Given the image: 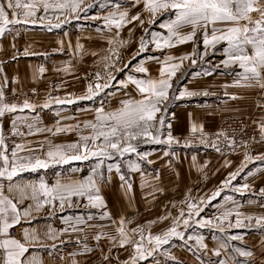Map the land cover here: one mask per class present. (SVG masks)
<instances>
[{
	"label": "crops",
	"instance_id": "1",
	"mask_svg": "<svg viewBox=\"0 0 264 264\" xmlns=\"http://www.w3.org/2000/svg\"><path fill=\"white\" fill-rule=\"evenodd\" d=\"M128 18L130 20L129 15ZM218 27L223 26L218 25ZM182 30L184 33L190 32L191 26L185 25ZM210 32L211 29H209V34ZM198 34L203 39L202 33L198 32ZM12 36L7 35L0 42V47L3 48L0 58L8 59L0 66L2 69L0 71V87L7 86L14 90L31 91L34 94L31 103L37 107L34 110L18 111L0 117V133L4 135L9 155L16 144H24L26 149L31 148L34 151L31 153L21 151L19 155H30L33 160L39 157L48 163V167L19 172L12 181L0 179L6 183L5 195L15 198L18 196L17 192L9 193L7 191V186L10 183L24 186L39 184L42 180L47 185L54 186L57 182L68 183L83 180L91 176L93 169L100 163L99 158L96 160L94 157L88 160L71 161L68 164L55 163L47 157L46 153L50 148L62 144L63 141L68 145L72 142H79L80 135L89 130L84 127V123L86 121L95 122L94 97L92 99L76 98L85 95L88 91L87 77L82 74L84 69L91 62L92 73L95 63L98 66L101 61L93 58L94 54L90 55V61L80 59L79 49H77L79 39L69 35L62 37L51 35L45 40L31 42L30 46L24 40ZM48 46L52 50L63 47L71 48V52H75L69 59L56 58L53 55L45 58L38 57L37 54ZM176 46L179 45L173 47L175 49L170 56L179 58L191 51L187 55L188 59L182 62L177 59L183 70L185 67H193L198 63L199 68L185 75L175 92V96H179L181 91L187 89L198 93V95L180 98L183 101H178L169 111L168 124L171 125V128L167 127V130L172 132L173 137L177 134L185 139L187 134L192 132V125L196 124L197 127L202 126L207 139L208 133L218 129L228 116H250L254 122L252 127L255 130L261 123H264V89L258 85L235 86L234 82L240 79L237 73L243 70L238 65L225 67L222 63L227 59L224 52L227 47L225 41L216 44L214 48L209 46L207 49L201 42L197 52H193L196 46H190V42L180 49ZM88 47L94 50L95 45L91 44ZM25 49L34 52L35 57L12 58L16 54V50ZM150 51L153 52L152 49ZM193 60L196 61L195 64L192 63ZM164 61L153 58L141 59L134 67L136 69L142 65L148 70L146 73L142 74L137 71L135 75L125 73L123 81L129 85L130 89L134 87V93L138 96L136 100L141 98V94L136 86L128 82L129 76L144 80L158 79L160 78V68L165 64ZM104 63L106 61H102V64ZM208 63H211L209 65L215 69L207 70ZM41 67L45 69L42 74L39 72ZM217 68L220 69L217 70ZM179 73L181 74V72ZM244 83L246 82L241 81V84ZM171 91L172 88L169 90V100L172 99ZM205 92L209 95H204ZM57 97L60 99L70 98L74 102L71 104L50 102L47 108L40 106L46 100ZM162 113L164 114L165 111ZM16 117L25 118L18 120L16 125L23 135H13V120ZM29 123L34 124L33 134H29L27 127ZM57 127L70 128V130L56 133ZM36 129H40V131H36ZM197 133L201 138L200 133ZM198 142L199 145H202L201 140ZM199 149L193 155L176 152L171 156L162 153L154 154L145 160H140V158L124 159L138 162L141 165L140 172H131L126 167L125 172H122L120 164L125 165V163L117 159L112 162L120 166V173L116 172L115 167L111 172H108L104 159L99 171L108 178L106 182L100 184L105 207L102 209L92 208L86 206V200L74 197L73 200L77 201L79 206H65L64 209H61L59 202H54L55 206L46 205L39 213L34 212V219L31 223L22 222L14 227L18 232L17 239H23L24 229L30 231L34 229L38 237V243L29 248L26 258L37 257L40 264H106V226L119 227L121 219H124V226L142 228L145 237L149 234L161 235L172 226L173 218L179 215L180 210L176 207L181 206L187 214L186 203L183 202L188 200L195 202L196 198L198 199L197 204L204 210L200 217H194V219H214L225 209L238 210L243 216L264 215V191H262L264 190V160L256 159L264 154V141L253 147L251 151L238 146L236 150L227 155L219 153L216 149H207L205 146H199ZM246 152L253 158L251 162L244 161ZM242 162L247 163L244 171L231 182L230 186L223 187L222 182L229 178L230 173L237 171ZM120 175L126 176L131 182V192L122 186ZM244 184H248L250 187L244 190L242 188ZM220 188H223V191L219 197L212 200L210 204L201 203L202 199L210 197ZM235 189H240V191ZM32 204L34 202L28 199L20 204L19 208L23 210ZM103 211H107L109 216L101 219ZM128 214H134V218L128 221L125 218ZM89 215L93 217L92 220L87 219ZM76 217H82L86 221L85 224L78 226L83 231H72L66 223L68 219L74 220ZM162 217L168 218L162 219ZM235 218L233 215L230 220L234 222ZM244 223L247 224L248 221L245 220ZM88 225H92V227ZM65 228L69 230L63 232L62 230ZM180 228L185 232L184 238L172 237L169 240L172 245L164 249L166 255L160 254L161 248L159 247L152 252V255H146L145 259L138 260L143 261V264H161L158 263V260L160 262L164 259L162 256H165L167 260H170L169 257H171L170 261H173L174 256L177 255L178 262L190 261L192 264H208L200 261L203 256L211 261L223 259L227 264H232L229 257L234 256V252L231 248L227 250L219 248L220 243L228 242L235 247L252 252L251 257H244L246 261L242 264H264V228L254 226V222L253 226L240 228H227L226 222L223 233L210 227L201 228L196 224L184 229L181 223ZM50 230L58 236L57 239L48 238L47 233ZM97 235H101L102 238L97 240L95 238ZM232 235H238L242 239L232 241L229 239ZM188 236H192L193 239L188 240ZM197 236H202L204 244L207 245L206 249H201L204 252H201L200 256L194 249L195 247L191 248L188 244V242H196L195 237ZM134 240L138 241V238H134ZM174 241L180 243L173 245ZM145 245L149 251H152L151 247L147 245V241H145ZM217 249L221 251L219 257L212 254ZM198 250H200L199 247ZM119 253L131 257L134 254L131 245L120 247ZM238 258L239 256L236 259L238 260Z\"/></svg>",
	"mask_w": 264,
	"mask_h": 264
},
{
	"label": "snow or ice",
	"instance_id": "2",
	"mask_svg": "<svg viewBox=\"0 0 264 264\" xmlns=\"http://www.w3.org/2000/svg\"><path fill=\"white\" fill-rule=\"evenodd\" d=\"M135 2L143 4V10L148 14L147 23L149 24L155 23L158 15H162L169 10H174L175 14V19L161 25L162 28L167 29V36H161L155 32L151 33L152 39L150 42L141 37L139 52L137 54L144 52L149 43L154 44L158 50L171 48L176 44L193 41L197 33L200 32L203 35L205 49L209 46L214 48L221 41L227 43V47L224 49L227 59L222 63L225 67L238 65L243 70L237 73L240 79L234 82L235 86L252 87L258 85L261 89H264V0H135ZM100 6L104 7L103 4ZM91 7H93V4H85V0H0V37L4 36L7 32L14 31V26L16 25L36 24L45 20L46 15H40L41 12L44 14H48L49 12L57 13L56 20L58 22L52 24L51 27L59 28L61 23H63L60 20L61 15L79 18L81 12H86ZM128 15V11H121L119 10V6H117L116 11L109 12L108 15L103 17H93V19H102L105 27L109 30L115 28L117 30L115 36L119 37V30L126 24L133 21H139L141 25L145 23L139 14L132 16L130 20L128 19ZM185 25L191 26L190 32L182 33L180 31ZM218 25H222L223 27H218ZM209 29H211L210 34ZM145 31L147 32V29ZM116 43L117 40L115 38L109 40L110 45H116ZM124 43V41H120L121 46ZM80 47L81 45L77 44V49ZM249 48L251 49L250 52ZM110 51L113 55H116L118 60L119 56L116 47H113ZM24 55H29L27 50H25ZM110 58L107 57L106 59ZM132 59H135V56ZM177 59L182 62L188 59V57L187 55L179 58L173 56L166 57L164 66L160 68V78L158 79L149 78L144 80L129 76L128 82L136 86L138 92L141 94L140 99L125 100L122 102L121 108L112 112H105L103 108L97 109L95 122L86 121L84 123L85 128H91L92 130L89 135H81L79 142L69 144L66 148L56 145L47 151V157L55 163L68 164L71 161L88 160L91 157L99 158L100 163L93 169L91 176L83 180L68 183L57 182L54 186H49L42 180L39 184L24 186L10 183L7 186V191L9 193L17 192L18 196L15 198L5 195L4 185L0 184V264H40L37 257L26 258L29 248L38 243L35 230L24 229L23 239L21 240L11 235V229L22 222L31 223L32 219H34L33 213H39L46 205L55 206L54 202H59L61 209H64L65 206H79L78 202L73 200L75 197L86 200V206L96 209L105 207V200L101 195L100 184L106 182L108 178L99 171L104 159H112L114 155L123 157L127 153H136L140 160H145L147 154L138 153L136 144L133 141L168 145L179 143V141L173 138L171 131H168L166 139L161 138L162 129L166 124V117L164 115H157L166 110L167 104L165 102L169 100V90L173 87L172 78L176 76L177 70L181 67L180 63L168 62ZM192 63L195 64L196 61L193 60ZM110 68H115V63L105 64V71H108ZM116 70L119 71L120 69ZM44 71L43 67L39 69L41 74ZM135 71L146 73L148 70L141 65ZM101 79L103 78L97 73V83L94 86L89 84L87 93L76 99H92L94 96L99 95L103 89L110 86L109 82L101 84L99 82ZM112 79H115V77L109 75L108 81ZM241 81H245L246 83L241 84ZM122 86L127 87V83L122 82ZM203 94L209 95L207 92ZM194 95H198V93L185 89L179 93V96H173L172 98L180 99ZM232 98L235 99L236 97ZM50 102L71 104L74 100L57 97L46 100L40 106L47 108ZM161 105H163V108ZM36 107L37 105L32 104L28 99H25L22 104L7 102L6 94L3 88L0 87V117L18 111L34 110ZM22 119L25 118L16 117L13 120V135H23L16 126L17 121ZM27 127L29 134H33L32 129L34 128V124L29 123ZM167 127L170 129L171 125L168 124ZM68 130L70 128L57 127L55 131L59 133ZM36 131H40V129H36ZM191 131L193 134L200 133L201 143H209L205 138L202 126L197 127L196 124H193ZM259 131L261 140L264 141V123L259 125ZM219 136H224L225 140L228 139L227 135L223 132L218 133L217 138ZM234 145L235 141L232 140L228 146L234 147ZM212 146L216 147L215 141L212 142ZM217 150L219 151L218 147ZM21 151L31 153L34 150L31 148L26 149L24 144H16L9 155L4 135L0 133V179L12 181L19 172L27 170L35 171L37 168L48 167V163L39 157L33 160L30 155H19ZM252 159L246 152L244 161L251 162ZM256 159L264 160V154L256 157ZM227 163L226 161V165ZM113 167H115L116 172L119 174V165H109L108 172H111ZM128 167L131 172L141 171V165L136 161L129 162ZM246 167L247 163L242 162L240 168L230 173L229 178L222 182L223 187L230 186L231 182L236 180ZM119 179L123 182L122 186H125L128 192H131L132 184L129 179L124 175H120ZM249 187L248 184L242 185L244 190H247ZM235 190L240 191V189ZM222 191L223 188L218 189L210 197L202 199L201 203L210 204L212 200L221 195ZM28 199L32 200L34 204L21 210L19 205ZM183 203H186L187 214L181 208L179 215L173 218L172 226L161 235L149 234L145 237L141 229L140 240L138 241L127 234L124 227L125 221L121 219L120 225L116 229L119 236L118 243L120 247H125V245L132 246L134 254L131 257V264H137L138 259H145L146 255H152V252L161 245L169 243L172 237L183 239L185 232L178 230L181 227V223L184 229L196 224L201 228L210 227L222 233L225 231L226 222L227 228L250 227L253 226V222L254 226L264 228V215L256 217L243 216L238 210L225 209L214 219H194V217H200L204 209L193 200ZM233 215L236 217L234 222L230 220V217ZM108 216L109 213L107 211L101 213V219ZM167 218L162 217V219ZM87 219L92 220L93 217L89 215ZM245 220L248 221L247 224L244 223ZM66 223L72 231H83L78 226L85 224L86 221L82 217H76L74 220L68 219ZM88 226L92 227V225ZM68 230V228H65L62 231L67 232ZM136 231V229H132L133 233H136ZM47 235L49 239L58 238L51 230ZM95 238L99 240L102 237L101 235H97ZM108 239L115 242L117 237L109 236ZM187 239L192 240L193 237L188 236ZM229 239L236 241L241 240L242 237L232 235ZM145 241H147V245L151 247L152 251L148 250ZM195 241L200 249L207 248L202 236L195 237ZM219 248L225 250L231 248L232 252L236 253L239 257H251L253 255L251 251L235 247L228 242L220 243ZM212 254L219 257L221 251L217 249ZM107 258L105 257V259ZM229 259L232 261V264H242L234 256H230ZM124 264H129V262L125 261ZM218 264H227V262L221 259L218 261Z\"/></svg>",
	"mask_w": 264,
	"mask_h": 264
},
{
	"label": "rangeland",
	"instance_id": "3",
	"mask_svg": "<svg viewBox=\"0 0 264 264\" xmlns=\"http://www.w3.org/2000/svg\"><path fill=\"white\" fill-rule=\"evenodd\" d=\"M92 3L93 7L87 9L86 12H81L79 15V18H75L73 16L65 17L63 15L60 16V20L63 21L61 23V26L59 28L51 27L52 24L57 23L56 15L57 13L49 12L48 14L40 13V15H46V19L38 22L36 24H27V25H16L14 26L15 30L7 32L4 36L0 37V42L5 39L7 35L10 37H16L20 40H24L27 45L30 46L31 42H38L45 40L46 38L50 37L51 35H55L57 37H62L63 35H69L72 38H78L79 39V45L82 46L79 48V58L83 61H90V55L94 54L92 57L96 60H100L101 63L97 66L95 63V66L93 67L94 72L91 73L92 64L89 63L88 67L84 69L82 74H84L86 78V84L89 86V84H92L93 86L95 83H97L96 80V74L99 73L100 76L103 78L99 82L101 84L105 82H109L110 86L108 88L103 89L99 93V95L94 96V108H95V118H96V110L103 108L105 112H112L115 110H118L122 107V102L125 100L134 99L136 100L138 98L137 94L134 93V87L133 89L129 87L127 84V87L122 86L123 79H125V73H129L131 75L137 74L135 71V64H137L138 60L141 59H148L153 58L157 60H165L166 56H170L174 49L171 48H163V49H156L155 45L152 43L148 44L147 49L144 52H139L140 47V41L141 37H143L146 41H151L152 36L151 33H159L161 36H167V29L162 28V24H167L171 20L175 19L174 10H169L167 12H164L162 15H158L155 23L149 24L147 23L148 20V14L144 12L143 10V4L139 3L137 4L135 0H85V4ZM103 4L104 7H101L100 5ZM117 6H119V10L121 11H128L130 19L132 16L139 14L141 19L145 21L143 25L139 23V21H133L132 23H128L125 26H123L119 30V37L115 36L116 29L112 28L109 30L105 27L104 22L102 19H93V17H103L105 15H108L109 12H114L117 10ZM147 29V32L145 31ZM182 33V28L180 29ZM115 38L117 40L116 45H110L109 40ZM120 41H124L125 43L121 46ZM175 43V41H173ZM190 46L195 45V49L193 52H197L199 45L201 42H203V39L200 34L197 33L196 38H194L193 41H189ZM95 45L94 50L91 49V47H88L89 45ZM128 44H130L128 46ZM179 46H176V48H182L186 43L184 44H176ZM113 47H116L118 51L119 59L117 60L116 55H113L111 53V49ZM121 47H124L125 49H121ZM175 47V46H174ZM3 48L0 47V53H2ZM152 49L153 52L150 50ZM29 50V49H25ZM25 50H16L15 55L12 56V58H34L35 53L28 51L29 55H24ZM49 46L44 47L43 51L38 53V57H51L53 55L56 58L62 57L63 59H69L71 57V54H74L75 51L71 52V48H63L59 47L55 50H52ZM251 51V49L249 48ZM191 53L188 52L187 55ZM135 56V59H132V57ZM89 57V58H88ZM91 57V58H92ZM107 57H111L110 59H106ZM11 58V57H9ZM92 58V59H93ZM49 59V58H48ZM8 59L0 58V66L3 65ZM99 61V62H100ZM102 61H106L107 64L115 63V68H110L108 71H105V64H102ZM165 62V61H164ZM171 63H179V60L171 61ZM211 63H208L207 70H213L215 69L213 66L209 65ZM127 65V67H126ZM204 65V64H203ZM213 67V68H212ZM199 68V63L193 67H185V70L182 69V66L177 70L176 76L172 78V97L175 96V92L177 90V87L181 84L182 80L184 79L185 75H188L189 73L197 70ZM116 69H120L117 71ZM220 68H217V70ZM183 70V71H182ZM203 70V69H202ZM181 72V74L179 73ZM179 73V74H178ZM144 74V73H142ZM139 74V75H142ZM109 75L114 76L115 79H112L111 81H108ZM180 75V76H179ZM179 76V77H178ZM135 86V85H134ZM3 90H14L7 86H2ZM34 96V94H33ZM34 98V97H33ZM33 100V99H32ZM31 100V101H32ZM30 101V102H31ZM178 101H183L181 99H170L166 102L167 108L165 110V113H159V115H164L166 117V124L161 132V138L166 139L168 130V120H169V111L173 107L174 104L178 103ZM163 108V105H161ZM253 120L249 116H228L223 120V122L219 125L218 129H216L214 132H209L207 135L208 144L202 143V145H199V140L201 138L198 136V133L192 134V132L188 133L187 136L182 138V136H175L173 137L175 140L179 141V143H173L171 145L168 144H154L151 142L145 143L143 141L136 142L133 141L134 144H136L137 152L147 154V158H150L154 154H164L167 153L168 156H171L173 153L181 152L182 154H189L193 155L196 154L200 149L199 146H205L207 149H216L219 148V153L222 154H230L232 151L236 150V147L243 148L244 150L251 151L253 147H255L257 144H259L261 140V135L259 131V127L255 130L253 125ZM87 130V129H86ZM91 129L89 128L88 131H85L82 133V135H89L91 133ZM225 133L228 137L227 140H225L224 136H219L217 138L218 133ZM172 134V132H171ZM81 136V135H80ZM173 136V135H172ZM234 140L235 145L234 147H229V143ZM215 141L216 147L212 146V142ZM76 143V142H72ZM71 143V144H72ZM67 143L64 144V141L61 146L62 148L67 147ZM176 150V151H175ZM96 158V157H94ZM125 158H139V156L136 153H127L123 157L119 155H114L112 159H105L106 160V169L108 170L109 165H117V163H113L115 159L118 161H122L125 163V165L120 164V166H123L127 169H129L128 164L129 162L133 160H124ZM98 158H96L97 160ZM135 161V160H134ZM197 197H199L197 195ZM181 201V200H180ZM195 202L198 203V199H195ZM179 210L180 207H176ZM126 219L132 220L134 218V214H128ZM118 226H106V264H124L125 261H128L129 264H131V256L130 255H124L122 253H119V236L116 232ZM127 234L134 238H138L140 240V230L142 228H135L134 226L126 225L124 226ZM132 229H136V233L132 232ZM178 230L182 231V228H179ZM109 236H116L117 240L113 242L112 240L108 239ZM177 238V237H176ZM179 238V237H178ZM180 242L174 241L173 245H178ZM188 244L191 246V248L196 249V252L198 253V256H200L201 251L198 250V246L196 245V242H188ZM167 245V246H166ZM172 245V243H167L160 246V254L166 255L164 252V249L166 247ZM241 248V247H239ZM234 256L237 258L236 253H234ZM175 258L172 260L171 257H169L170 260L165 259V256H162V260H158V263L161 264H192L190 261H179L177 260L178 256H174ZM200 258L201 262H206L208 264H216L218 263L217 260H210L205 259L203 256ZM239 261L244 263L246 260L244 257H239ZM144 262L141 260H137V264H143Z\"/></svg>",
	"mask_w": 264,
	"mask_h": 264
},
{
	"label": "built area",
	"instance_id": "4",
	"mask_svg": "<svg viewBox=\"0 0 264 264\" xmlns=\"http://www.w3.org/2000/svg\"><path fill=\"white\" fill-rule=\"evenodd\" d=\"M7 98V102L9 103H17L22 104L25 99H28L31 101L33 99V93L29 90H4ZM0 184L4 185V188L6 186V183L4 180H0ZM11 235L14 237H18V232L16 228H13L11 230Z\"/></svg>",
	"mask_w": 264,
	"mask_h": 264
},
{
	"label": "trees",
	"instance_id": "5",
	"mask_svg": "<svg viewBox=\"0 0 264 264\" xmlns=\"http://www.w3.org/2000/svg\"><path fill=\"white\" fill-rule=\"evenodd\" d=\"M121 170H122V172H125V169L123 168V166H121Z\"/></svg>",
	"mask_w": 264,
	"mask_h": 264
},
{
	"label": "bare ground",
	"instance_id": "6",
	"mask_svg": "<svg viewBox=\"0 0 264 264\" xmlns=\"http://www.w3.org/2000/svg\"><path fill=\"white\" fill-rule=\"evenodd\" d=\"M129 19V18H128ZM130 44H128V46H129ZM121 49H125L124 47H121Z\"/></svg>",
	"mask_w": 264,
	"mask_h": 264
}]
</instances>
